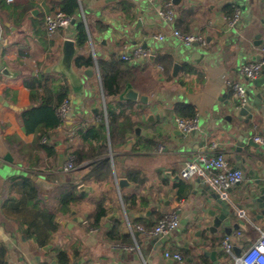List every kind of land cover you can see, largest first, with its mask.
<instances>
[{"label": "crops", "instance_id": "obj_1", "mask_svg": "<svg viewBox=\"0 0 264 264\" xmlns=\"http://www.w3.org/2000/svg\"><path fill=\"white\" fill-rule=\"evenodd\" d=\"M63 1L15 0L9 5L2 0L0 3L3 25L0 69L7 67L16 73L14 79L0 74V168L5 164L8 165L5 170L13 172L5 175L0 171V264H35L39 256L53 261L59 250L68 253L70 264H83L82 259L85 264H146L143 259L135 260L133 236L121 230L118 241L112 242L106 237L108 229L85 225L92 223L98 202L105 200L107 205L118 200L113 189L116 172H126L135 178V188L124 192L127 196L138 193L141 200V208L131 212L135 231L138 226L154 229L166 214L177 211L179 227L170 233L147 236L140 232L138 242L143 245V256L151 260L147 263L226 264L223 254H217L216 260L203 257L204 261L198 262L204 251L211 253L221 247L226 235L223 227L215 234L209 230L211 224L204 199L208 195L205 188L210 185L199 178L182 179L180 170L187 161L222 153L231 169L243 172V180L232 187L229 197H242L257 180L255 175H249V171L258 169L257 161L248 160L244 167L236 159L238 130L246 133V127L237 120L229 123L226 114H219L223 100L230 101L233 96L230 86H241L244 82L242 68L254 63L257 54L264 56V44L253 46L257 32H248L252 22L260 19L252 0H182L178 6L166 0H78L76 29L61 30L50 38L44 26L45 17L56 9L61 10L59 3ZM242 5L246 10L238 14ZM170 9L174 12L172 21L161 14ZM233 16L240 19L236 27L231 24ZM80 23L86 29L85 38L78 46L80 56L91 59L94 65L80 67L78 72L84 86L74 90L62 75L50 69L58 63L67 38L80 40L77 30ZM137 25L134 35L124 34ZM175 30L206 38V49H189L193 54H203L199 63L182 60L180 51L187 47L174 36ZM139 36L143 37L142 42L138 41ZM144 42L150 57H156L155 63L150 57L133 56V50ZM124 54L130 60L122 59ZM176 62L188 64L174 78L172 70ZM85 71L92 74L84 76ZM42 76L47 79L42 80L43 86L32 101L28 84ZM53 79L61 84L66 81L71 115L49 134V140L41 132L28 133L22 115L48 99L49 90L59 85L51 82ZM128 84L149 96L153 108L117 100L119 95L114 96L113 91L120 89L122 93ZM170 103L174 104L170 106ZM180 105L196 110L199 127L195 131L200 135L179 129L176 108ZM167 107L172 108L169 117L164 114ZM142 110L143 119L150 115H162V119L144 126L146 135L137 138L138 142L130 148L125 132L132 130L123 127L135 112ZM118 113L123 115L120 117ZM262 131L258 127L253 135L262 137ZM56 140H61L66 148L55 146ZM48 142L53 148L51 155L45 151ZM70 158L74 167L64 172ZM35 179L46 182L39 185ZM72 181L92 189L76 191L78 203L72 205L75 216L72 211L67 215L59 212L60 193L66 182L74 187ZM49 211L57 217L55 228L47 221ZM240 213L249 222L241 225L239 237L234 236L236 232L232 234L233 247L244 253L264 233V218L252 222L254 216L246 209ZM59 218L74 226H63ZM80 219L83 222L79 223ZM53 228L56 231L52 232ZM34 234L42 243L28 239ZM211 240L214 244L206 247ZM42 244L48 246L47 254ZM116 247L128 252V257L112 250ZM166 253H180L183 260L173 261Z\"/></svg>", "mask_w": 264, "mask_h": 264}, {"label": "water", "instance_id": "obj_2", "mask_svg": "<svg viewBox=\"0 0 264 264\" xmlns=\"http://www.w3.org/2000/svg\"><path fill=\"white\" fill-rule=\"evenodd\" d=\"M171 2L173 5L178 6L182 3V0H166ZM251 3L253 7L257 10L259 21H253L251 26L248 28V32H257L255 37V43L253 46L258 48L264 44V0H252ZM231 4V3H229ZM238 14L242 11L246 10V7L243 5L239 7ZM236 19V17H234ZM252 15L248 16V20L251 21ZM234 19V20H235ZM233 20V21H234ZM239 16H237L236 21H232L233 26L236 27L239 23ZM140 26V21L138 22ZM6 26V25H5ZM76 29V19H72L71 24L68 27V31L72 32ZM138 30V25L134 30L127 29L124 34L134 35V33ZM3 38V25L0 23V42ZM143 37L139 36L138 41L142 42ZM210 42V40H209ZM208 43V42H207ZM207 43L205 46H201L198 43H193L191 45H185L187 47L186 50H181L180 53L182 60L185 62L194 61L196 63L200 62V58L203 57V54L200 53H192V50L189 49H206ZM143 50H147L148 45L144 42L143 46H140ZM81 50L78 47L77 40L67 38L62 45V55L58 61V63L54 66L52 70L55 73L62 75L71 87L74 90H80L84 86L83 77L80 75L78 71H80V67L77 65V60L81 56ZM156 57L151 55L150 61L155 63ZM264 61V56L262 54L256 55V63H260ZM186 63L185 65H187ZM182 65L181 62H176L173 65L172 76L177 78L182 68L185 66ZM189 68H186V70ZM262 75L255 78L249 79L244 77V82L241 83L242 88L244 90L243 95H240L236 92L234 86L231 87L232 98L228 101V94L224 95V98H227L224 101V104L221 108H219V114H226L225 119L232 123L233 120H237L238 123H243L244 127H246V133L242 130L240 131L237 137V145L235 146V151L237 153L236 159L241 162L245 167L248 160H256L258 169L256 171H249V175H255L257 180L255 181L254 186L250 189L249 192L245 193L242 197H229V194L232 193V188L228 189L226 194H222L215 190L212 186H208L205 188V191L208 193L204 202L206 204V208L208 209L209 222L211 226L209 230L212 234H215L220 228L223 227L224 233L226 237L231 236L234 232H238L241 228V225L245 222H249L247 218H244V213H240L243 209L247 210V213L254 216L252 222L256 220L264 218V143H257L255 141V136L253 135L255 130H258V127H261L263 130L260 134L264 138V70L261 72ZM0 74L8 79H14L16 77V73H14L9 68L0 69ZM91 71H85L84 76H90ZM244 99V101H243ZM122 102H132V103H141L144 106L151 107V101L149 96L143 95L140 91L136 90L131 84H128L124 91L119 94L118 99ZM172 106L174 103H170ZM153 108V107H151ZM172 108L167 107L164 111L165 117H169L171 114ZM142 111H137L134 113L133 120L136 122V125L133 128L131 133L126 135V139L130 142V148L136 144L137 138H143V135H146L144 126L154 123L157 121L161 122L162 115H150L147 118L143 119ZM25 130V129H24ZM193 136L200 135L199 132L192 131ZM201 146L204 145L205 141L202 139ZM55 146L61 147L62 150L66 148L65 144L61 140H56L53 143ZM8 165L3 164L0 168V171L5 175L10 174L11 172L5 169ZM235 170V169H232ZM47 180V179H46ZM135 178L131 177V175L126 172H122L118 174L117 172L114 174V185L113 189H115L118 200L116 203L105 204V200L101 201L105 214L102 218V226L101 228L108 229V233L106 237H109L112 234L113 237H117L118 233L123 230L124 234L131 235L135 239L137 255L135 256L136 261H140L143 259L146 264L147 262L151 263V260L147 261L143 256L144 251L142 246L138 240L141 236V233L136 229H133L131 224V212L141 208V200L138 193H131L129 196L125 195L124 192L127 190H132L135 188ZM35 182L39 185L44 184L46 182L43 179H37ZM68 183V182H67ZM75 183V182H73ZM76 184V183H75ZM55 185H53V188ZM161 188L165 186H160ZM92 191L91 188L87 187L84 184L78 185V191ZM132 192V191H131ZM128 198V200H126ZM153 203V202H151ZM118 206V207H117ZM258 210H262L261 214L257 215ZM72 215L75 216L76 212L72 211ZM59 222L62 223L63 226L68 224L69 227H73L74 224L70 226L69 223L63 221L62 218L58 219ZM74 221H77L76 219ZM107 222L103 225L104 222ZM83 222V219H80L79 223ZM76 223V222H74ZM85 225H89V222H86ZM123 228V229H122ZM214 241L211 240L207 242L206 247L209 245H213ZM146 245V244H145ZM138 246V247H137ZM44 253L47 254L49 252L48 247L42 248ZM113 251H117V253L121 255H125V258L128 257V252L120 251L118 248H113ZM217 254H223L226 261L229 264H235V257H240L242 253L238 251L237 248H233V255L226 254L222 247H217L215 251L208 253L204 251L202 253V257L198 259V262L202 263L204 261L203 257H208L211 260H216ZM173 260V259H172ZM58 259H54L50 261L47 256H39L37 258V262L35 264H58ZM174 261V260H173ZM232 261V262H231ZM172 262V261H171ZM226 262V264H228ZM81 263L85 264V259L81 260ZM80 264V263H78Z\"/></svg>", "mask_w": 264, "mask_h": 264}, {"label": "built area", "instance_id": "obj_3", "mask_svg": "<svg viewBox=\"0 0 264 264\" xmlns=\"http://www.w3.org/2000/svg\"><path fill=\"white\" fill-rule=\"evenodd\" d=\"M9 5L14 4L15 0H6ZM162 16L168 21L174 19V12L169 11L162 12ZM237 20L236 19L234 21ZM72 18L67 16L62 10L56 9L49 13L45 17V30L50 38H53L59 31L68 29L71 24ZM233 21V22H234ZM231 21V23H233ZM174 36L177 37L183 44L191 45L193 43H198L201 46H205L207 41L202 34H184L178 30L174 31ZM163 39V36H160ZM264 53V48H263ZM133 56L148 59L150 57V52L143 50L141 47H137L133 50ZM124 60H130V56L124 54L122 56ZM264 70V61L260 63L246 64L242 68V73L244 77L249 79L257 78L261 72ZM232 86V85H231ZM236 92L243 95L244 90L242 86H234ZM244 101V99H243ZM71 109V103L69 98L64 101V103L58 108L57 114L62 121H66L67 116ZM177 125L181 131L184 133H191L198 129V118L193 119H180L176 120ZM255 141L257 143H264V138L255 136ZM72 158L64 166V172H69L73 169L74 165ZM180 176L182 179L190 180L192 178H199L204 183L212 186L215 190L222 194H226L227 190L232 188L234 185L240 183L243 180V172L240 169L232 170L229 167L228 159L225 154H218L212 157L202 156L197 160L187 161L186 164L180 170ZM179 227V217L177 211H171L166 214L159 223L154 227V229H145L138 226L137 230L142 232L147 236H159L166 235L171 231ZM240 232H236L234 236H240ZM226 254L233 255V236H228L224 239L221 246ZM166 257L181 262L183 257L180 253H166ZM235 264H264V233H261L260 239L240 257H235Z\"/></svg>", "mask_w": 264, "mask_h": 264}, {"label": "trees", "instance_id": "obj_4", "mask_svg": "<svg viewBox=\"0 0 264 264\" xmlns=\"http://www.w3.org/2000/svg\"><path fill=\"white\" fill-rule=\"evenodd\" d=\"M0 3H2V0H0ZM59 5L61 6V10L67 16L71 17L72 19H77L78 13H79L78 0H65L59 3ZM232 14H233V11L229 12V15H228L230 16L229 18H232L231 16ZM77 30H78V34L80 37V40L77 41L78 46H79V44L80 45L82 44L81 41H83V39L85 38V33H86L85 25L80 23L77 27ZM77 65L79 67L89 68L93 66L94 63L91 59H87L84 56H81L77 60ZM43 79L46 80L47 78H43L42 76L41 78L36 79L33 84H28V87L31 90L32 101H35V99L37 98L39 88L43 86V82H42ZM49 80L50 78L48 77L47 81ZM65 80L67 81V79ZM66 81H65V84H61L60 82H57L53 79L51 82L59 84V85L49 90L50 96L48 97V99L45 100V102L42 105L36 108H33L22 115L24 123L27 127L28 133L41 132L44 136L46 135V137H48L50 140L49 134L52 131L58 129L62 124H64L65 121H62L58 117L57 110L64 103V101L69 98L68 96L69 91L67 87L68 85H66ZM120 92H121L120 89H116L115 91H113V94L114 96H117L120 94ZM176 110H177L176 113L178 115V118L180 119H193L197 117V112L192 106H188V105L181 106L180 105L176 108ZM133 118H134V115H132V119H131L132 121L128 120V125H126V127H123V128L131 129L133 131V128L136 125V122L133 120ZM109 119L111 120V117H109ZM131 132H125V137L128 133H131ZM52 149L53 148L49 146V142H48V144L45 145V151H47L48 154L51 155ZM73 165H74V162H73ZM27 182L29 183V181ZM26 183H24L25 186H26ZM71 185H73L74 187L71 188L69 185V182L68 183L66 182L60 193L59 212H61L64 215L70 214L72 211V205L78 203V198L76 196V191L78 190V184L72 183ZM103 211H104V207L100 201L95 207V212L92 217V223L89 224L88 226L89 228L90 227L93 229L101 228L102 226L101 220L105 215ZM56 219L57 217L53 214V212L47 213V221L52 223L54 225V228H55ZM54 228L52 232L56 231V229ZM32 238L36 241L39 240V237L35 234L29 237L28 239H32ZM108 238L112 242L118 241L117 237L116 238L113 237L112 234H110ZM39 242L42 243L41 239L39 240ZM44 247L45 246L42 244V248ZM77 252L78 251L75 252L76 255H77ZM57 259H58V264H70V258H69L68 253L63 250H59L57 252Z\"/></svg>", "mask_w": 264, "mask_h": 264}, {"label": "rangeland", "instance_id": "obj_5", "mask_svg": "<svg viewBox=\"0 0 264 264\" xmlns=\"http://www.w3.org/2000/svg\"><path fill=\"white\" fill-rule=\"evenodd\" d=\"M70 115H71V112L69 113ZM69 114H68V116H69ZM122 113H118V116H120ZM123 115V114H122ZM86 116H88V114H86ZM121 117V116H120ZM12 174H13V172H11ZM35 180H37V179H35ZM46 247H48V246H46Z\"/></svg>", "mask_w": 264, "mask_h": 264}]
</instances>
